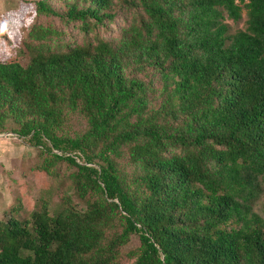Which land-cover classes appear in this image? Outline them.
<instances>
[{
  "label": "trees",
  "instance_id": "16d2710c",
  "mask_svg": "<svg viewBox=\"0 0 264 264\" xmlns=\"http://www.w3.org/2000/svg\"><path fill=\"white\" fill-rule=\"evenodd\" d=\"M63 2L33 5L86 33L126 24L72 44L0 18V131L47 175L70 167L71 190L22 219L16 197L0 264H120L134 235L131 264H264V0Z\"/></svg>",
  "mask_w": 264,
  "mask_h": 264
},
{
  "label": "rangeland",
  "instance_id": "374dc122",
  "mask_svg": "<svg viewBox=\"0 0 264 264\" xmlns=\"http://www.w3.org/2000/svg\"><path fill=\"white\" fill-rule=\"evenodd\" d=\"M33 1L35 0H0V18L3 20L13 15L15 19L24 17L25 26H28L29 23L48 26L59 32L58 37L62 42L72 44L94 39L95 35L104 38L116 36L119 32L118 28L126 24V21L122 20L123 16L119 13L106 27L98 26L93 31L86 33L77 21H67L53 15L38 14L35 12ZM49 1L53 7L60 11L65 8L63 0ZM242 16L236 22L227 20L229 32L245 26V12ZM42 159L43 152L39 147L31 146L9 128L0 131V218L5 211L16 204V197L21 198L23 204V209L17 214L22 219L27 217L34 208L35 199L40 196L41 192L51 189L52 194H49L51 199L58 201L59 195L71 191L67 187V175L70 172V167L61 163L57 167L59 177L53 178L41 169ZM60 184L62 185L61 189L59 188ZM74 201L78 205H82L81 201L75 197ZM257 206L256 208L259 209ZM137 245L138 238L134 235L123 246L122 252L125 254ZM124 254L121 255L120 264H131L132 260Z\"/></svg>",
  "mask_w": 264,
  "mask_h": 264
}]
</instances>
